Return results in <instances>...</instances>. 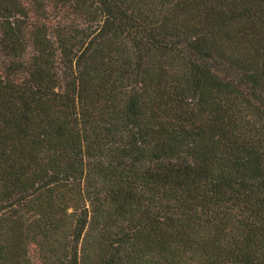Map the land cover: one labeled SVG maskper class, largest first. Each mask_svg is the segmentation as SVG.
<instances>
[{
    "label": "trees",
    "instance_id": "16d2710c",
    "mask_svg": "<svg viewBox=\"0 0 264 264\" xmlns=\"http://www.w3.org/2000/svg\"><path fill=\"white\" fill-rule=\"evenodd\" d=\"M0 255L264 264V0H0Z\"/></svg>",
    "mask_w": 264,
    "mask_h": 264
},
{
    "label": "rangeland",
    "instance_id": "374dc122",
    "mask_svg": "<svg viewBox=\"0 0 264 264\" xmlns=\"http://www.w3.org/2000/svg\"><path fill=\"white\" fill-rule=\"evenodd\" d=\"M8 223H10V221ZM9 226L12 228V233H11L12 239L13 240H16V238L18 237V233H19L20 226L16 222H11L9 224ZM1 262L2 261L0 260V264H2Z\"/></svg>",
    "mask_w": 264,
    "mask_h": 264
}]
</instances>
